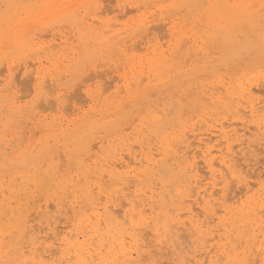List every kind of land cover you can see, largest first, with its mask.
<instances>
[{
    "label": "bare ground",
    "instance_id": "bare-ground-1",
    "mask_svg": "<svg viewBox=\"0 0 264 264\" xmlns=\"http://www.w3.org/2000/svg\"><path fill=\"white\" fill-rule=\"evenodd\" d=\"M262 1L215 0L206 26H172L174 41L146 58L125 55L113 36L118 31L104 35L112 26H72L80 50L71 47L61 66V58L47 52L52 66L37 69L29 100L20 104L19 96H10V83L0 86V106L7 111L0 118V264H162L164 254L172 264L264 262V182L255 191L243 175L256 159L246 150L264 149V100L251 90L264 82V5L253 8ZM43 9V0H0V62L39 53L33 31L40 28ZM189 38L193 59L182 51ZM118 52L127 66L123 94L94 89L91 99L98 104L75 118L38 117V103L52 93L45 75H78L85 64ZM152 89L167 95L189 90L187 108L197 107L214 121L229 114L239 122L220 121L187 135L186 107L179 98L155 104ZM53 99L62 104L60 94ZM137 107L144 112L138 120L146 138L145 127L133 123ZM26 117L34 118L40 135L14 144ZM99 132L104 136L94 151L90 141ZM230 181L242 186L241 195L234 190L227 197ZM40 193L52 199L58 216L49 213L50 206L37 205L34 228L30 199Z\"/></svg>",
    "mask_w": 264,
    "mask_h": 264
},
{
    "label": "rangeland",
    "instance_id": "rangeland-1",
    "mask_svg": "<svg viewBox=\"0 0 264 264\" xmlns=\"http://www.w3.org/2000/svg\"><path fill=\"white\" fill-rule=\"evenodd\" d=\"M47 1L49 3L48 2L46 3V0H43L44 9L42 13L44 12V17L42 23L38 25V27L40 28H36L33 31V39L34 41L38 42L37 44H35V47L37 48L39 46V48H37L39 53L24 58L16 59L14 62H12V64L4 61H3L4 63L0 62V86H5L8 85V83H10L11 85L10 92L12 91L11 92L12 95L10 94V96H14L15 98L19 96V98H17V102L20 104H24L33 95L32 87L34 83V77L37 75L36 74V72L38 71L37 69L39 67L49 69L52 66L51 61L48 59L47 52H50V50H52L54 52L55 58L58 57L59 59L61 58L59 60V65L61 66L62 62H64V64L67 62V58L66 57L64 58V56H66L70 52L71 47H74L75 50L76 49L78 51L80 50L77 40V32L72 26H94L98 29H100L101 26H112L110 27V30L105 32L104 35L108 38H111L112 33H114V31H118L119 32V33L117 32L118 35L114 34L113 36L115 40H118L121 46L120 49H122L125 52V55L127 56L134 55L135 58L136 57L146 58L150 55V52L153 49L156 48L159 51H162L164 49H167L169 44H171L174 41V34H171V32L173 31L172 26H175L176 28L178 26H206L207 15L211 12H214L215 9V0H47ZM251 1H256V0H251ZM229 2H231V0H229ZM254 4H255L253 6L254 9H258V8L260 9L259 6L262 4L264 5V0L261 3L254 2ZM76 5H90V7H82L76 9L73 15L66 17L61 22H57L55 25H51L48 23V21L53 19V17L59 16L65 12L67 13L72 11V9L75 8ZM68 6H72V8H70L71 10L69 9ZM261 10H262L261 12H263L264 7H262ZM50 12H52V15L46 17V15ZM187 29L188 28H185V30ZM184 41L186 42L187 45L185 46L183 45L182 47V51H184L183 53H185L186 47L189 48L194 44L192 38H189L188 40H184ZM40 46H43L44 48L42 49V47ZM187 50L190 51L189 58L193 59V53H194L192 51L193 49L191 50L187 49ZM125 55L121 52H118L112 55V59L109 60L98 59L94 63H87L83 66L81 72H79L78 75L77 74L72 75L70 73L63 74V72L59 74H56L54 72L53 74L45 75L44 78L47 79L46 81H44L47 82L45 85L46 89L48 87V89L52 90V91L50 90L52 93L49 92V100L47 99L48 101H40L41 103L40 102L38 103L39 106L37 107V109L39 107L41 109V106H43L42 110L39 109V112L37 113L38 117L44 115L47 116L48 118L52 116H62L65 117L66 120L68 118L69 119L75 118L77 116L76 113H79L80 110H84L89 108L91 105L98 104L96 100H92L96 92V91L93 92L94 89L102 91L103 95H114L116 92L123 94L124 81L122 80V76L124 72L127 71V66L124 63ZM69 56H71V54H69ZM28 63L30 64L27 65ZM11 75H12V80L10 79ZM263 85L264 82L263 84L259 83V85L258 83L251 85L252 88L251 90H253L252 91L253 94L257 98L259 97L258 100H262V99L264 100ZM102 87L104 89H102ZM215 87L221 89V87L218 85H216ZM86 92H91V95H87ZM56 94H60L62 98L61 99L62 104L59 107L55 105L53 99ZM187 94H189V90H186L185 92H181L178 90L176 91L171 90L170 94L168 95L165 92L161 94H157L153 89L149 91L150 98L154 100L155 101L154 103L159 106H162L163 103L165 102L168 103L170 101V98L171 101L174 102L177 98H179L183 106L186 107L188 106V104L185 105V103L188 102ZM77 97L79 99H77ZM80 99L81 101H79ZM83 99L86 100L83 101ZM263 103L264 102H262L261 104ZM0 108L2 109V113L0 109V118H2V116L5 115L7 111L5 109V105H1ZM197 111H198L197 107H194L193 110L186 107V109H184L183 111V117L186 118V122H187L186 123L187 135L191 134V132L197 133L204 131V129L210 126L213 127L215 126V124L218 126V123L220 121L222 122V124L223 122L224 123L234 122V121L239 122V120H234L232 116L229 114H226L221 119L219 118V120L214 121L212 119H208L210 117H202L201 115L198 114ZM143 114L144 112L142 111V109L137 107L133 110L132 118L135 117L133 123L137 129L140 128L143 131V128L145 127V131H143L142 135H144V137L146 138L147 136L146 126L141 127L139 125V120H138V118ZM192 116L195 117L192 118ZM28 118L29 117H26L25 118L26 120L25 119L22 120L21 122L22 127L20 129L16 128L18 132L16 131V134L13 136L14 138L12 137L14 139V140L12 139V143L14 142L15 144L17 140H19L20 138H23L25 140L26 138L30 137L31 134H33V138L35 139L39 137L40 135L39 129L34 122V118H31L32 120ZM248 119L249 117L246 116L245 120L247 123H248ZM130 121H128V123H131ZM23 122L25 123L23 124ZM248 124L251 127H253V125H251L250 123ZM236 125L239 127V123L238 124L236 123ZM195 127L196 129H194ZM131 129L132 127L127 128L126 132L127 131L130 132ZM192 129L193 131H191ZM95 136H96L95 139L90 141L91 145L93 143L92 149L95 147L93 149L94 151L97 149V146L101 144V140L103 139L102 136H104V133L99 132L96 133ZM152 137L153 136L149 137L150 142L152 143L151 146L155 147L154 139ZM190 140H192V138ZM213 142L215 141H212L211 143ZM132 145H135V147H133ZM137 145L138 144H136L135 141H131L130 147L132 149L135 148L137 151L138 150ZM257 148H259L260 151H258ZM122 153L125 155L124 151ZM190 154H192V152H190L189 155ZM60 156L61 157L63 156L61 152H59V157ZM246 156L256 158L254 161L249 162L250 167L249 166L246 167L248 168V170L245 169L244 170L245 173L243 172L244 173L243 175L246 176V180L249 182V185L253 188V190L257 191V189L260 186V183L264 182V174H263L264 149L261 146L251 147L246 150ZM61 157L60 159H63L62 161H64V156L62 158ZM58 161L60 164H64V162H60L59 158ZM197 161H199L198 163H200V156L197 157ZM248 172L251 173V175ZM229 183L230 184L233 183V188H229L228 190L231 189L229 192L227 190V192L230 193V195H228V193L226 192L227 197H231L237 194L236 191L239 192L238 189L240 188L242 189L241 185L235 186L234 182L231 181ZM228 186L230 185L228 184ZM231 192L233 195L231 194ZM239 193H240L239 195H241L242 192ZM39 195L41 196L38 197ZM43 196L44 195L40 193V194H36L34 197L30 199V206L32 207L30 211L32 213L29 216V218L32 219L31 225H33L34 228L38 226V221H39L37 213L33 212L34 211L33 208H36L37 205L40 206V210L44 208L45 204L48 205L46 208L47 210L48 207L50 206L49 213L51 212L50 214H52L53 212L54 216L56 215L58 216V213L56 212L54 213L53 209L55 205L52 199L45 198ZM37 211H39V209ZM67 215H70V213H67ZM35 216L37 217L36 219ZM59 218L61 220H64V215H60ZM181 239H182L181 241H183V239L186 240L184 236H182ZM164 255L161 261L162 264H167V263L172 264V262L168 259L169 255L167 256Z\"/></svg>",
    "mask_w": 264,
    "mask_h": 264
},
{
    "label": "snow or ice",
    "instance_id": "snow-or-ice-1",
    "mask_svg": "<svg viewBox=\"0 0 264 264\" xmlns=\"http://www.w3.org/2000/svg\"><path fill=\"white\" fill-rule=\"evenodd\" d=\"M6 7H11V5H6ZM68 7L72 8V6H68ZM82 7H90V5H76L75 8L72 9V11L67 12L64 15L55 16V17H53V19L49 20L48 23L51 24V25H55L57 22L63 21L67 16L73 15L75 13L76 9H79V8H82ZM262 7H264V6H262ZM262 264H264V262H262Z\"/></svg>",
    "mask_w": 264,
    "mask_h": 264
}]
</instances>
